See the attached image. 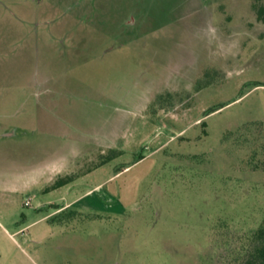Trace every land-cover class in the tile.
<instances>
[{"label": "rangeland", "instance_id": "374dc122", "mask_svg": "<svg viewBox=\"0 0 264 264\" xmlns=\"http://www.w3.org/2000/svg\"><path fill=\"white\" fill-rule=\"evenodd\" d=\"M255 3L0 0V264H247Z\"/></svg>", "mask_w": 264, "mask_h": 264}, {"label": "trees", "instance_id": "16d2710c", "mask_svg": "<svg viewBox=\"0 0 264 264\" xmlns=\"http://www.w3.org/2000/svg\"><path fill=\"white\" fill-rule=\"evenodd\" d=\"M260 22L264 23V6L253 5ZM252 242L256 244L254 251L249 255L247 264H264V226L252 236Z\"/></svg>", "mask_w": 264, "mask_h": 264}, {"label": "built area", "instance_id": "2783aa9c", "mask_svg": "<svg viewBox=\"0 0 264 264\" xmlns=\"http://www.w3.org/2000/svg\"><path fill=\"white\" fill-rule=\"evenodd\" d=\"M26 205H30V202H27Z\"/></svg>", "mask_w": 264, "mask_h": 264}, {"label": "crops", "instance_id": "0c3cea01", "mask_svg": "<svg viewBox=\"0 0 264 264\" xmlns=\"http://www.w3.org/2000/svg\"><path fill=\"white\" fill-rule=\"evenodd\" d=\"M70 204H68L67 206H69Z\"/></svg>", "mask_w": 264, "mask_h": 264}]
</instances>
